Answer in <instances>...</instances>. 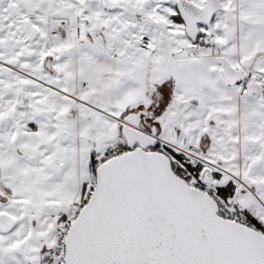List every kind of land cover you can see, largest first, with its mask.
<instances>
[{
  "label": "snow or ice",
  "instance_id": "6c2138e0",
  "mask_svg": "<svg viewBox=\"0 0 264 264\" xmlns=\"http://www.w3.org/2000/svg\"><path fill=\"white\" fill-rule=\"evenodd\" d=\"M0 264H264V0H0Z\"/></svg>",
  "mask_w": 264,
  "mask_h": 264
}]
</instances>
